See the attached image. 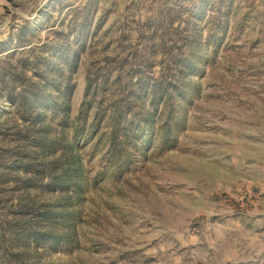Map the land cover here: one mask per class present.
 I'll return each instance as SVG.
<instances>
[{"label":"rangeland","instance_id":"rangeland-1","mask_svg":"<svg viewBox=\"0 0 264 264\" xmlns=\"http://www.w3.org/2000/svg\"><path fill=\"white\" fill-rule=\"evenodd\" d=\"M0 264H264V0H0Z\"/></svg>","mask_w":264,"mask_h":264}]
</instances>
